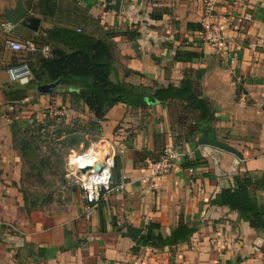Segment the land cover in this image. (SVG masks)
<instances>
[{"label":"crops","instance_id":"1","mask_svg":"<svg viewBox=\"0 0 264 264\" xmlns=\"http://www.w3.org/2000/svg\"><path fill=\"white\" fill-rule=\"evenodd\" d=\"M77 4L96 22L88 31L113 36L121 81L179 87L189 79L217 119L199 131L197 118L180 101L145 108L116 105L102 122L100 140L117 149L120 169L113 178L125 180L127 187L105 196L91 214L86 213L82 191L76 192L77 201L68 213L51 215L27 213L15 186L20 164L8 133L11 120L0 110V264H235L239 259V264H264V231L240 220L229 207L213 204L221 191L234 187L236 176L264 179V0L218 2V13L230 20L229 51L220 55L199 35L206 0ZM58 18L65 25L77 17L62 10L55 19H40V26L50 29L59 24ZM4 22L8 23L6 18L0 23L3 34ZM25 33L19 23L9 34L22 41ZM178 53L181 60H176ZM188 53L196 57L189 61ZM0 62L2 107L3 85L12 81L10 71L22 65H14L8 56L0 57ZM58 99L67 106L70 95L64 91ZM206 129H213L217 140L239 156L200 145ZM166 146L181 150L186 163L206 165L187 169L182 162L157 179L150 166ZM256 192L264 205V188ZM181 223L195 229L189 240L162 249L141 246L149 225H159L160 233L168 236Z\"/></svg>","mask_w":264,"mask_h":264},{"label":"trees","instance_id":"2","mask_svg":"<svg viewBox=\"0 0 264 264\" xmlns=\"http://www.w3.org/2000/svg\"><path fill=\"white\" fill-rule=\"evenodd\" d=\"M63 1L65 4L62 0H24L29 15L20 22V25L26 27L27 32L22 41L33 43L38 51H25L19 55L8 56L10 52H19L8 50L4 46L2 56L10 57L14 65H24L30 74V80L26 84L9 81L3 85L2 92L6 104L13 107L27 100L30 92L36 91L39 94L40 87L54 84L55 88L52 93L62 94L65 91L71 99L82 103L89 110L93 118L86 126V133L98 136L102 134V122L105 121L109 111L118 104H125L132 108H145L154 104L169 105L172 101H180L185 103L188 114L197 118L195 124L199 131L216 121L214 109L194 90L189 79H184L179 87L134 86L121 81L117 77L115 68L119 53L112 40L113 36L109 34L95 36L94 33L88 31L89 26H96L94 18L80 8L77 2ZM62 10L71 17H77L75 21L69 19L63 25V20L58 18L59 24L55 23L50 29L40 26L37 32L28 27L30 19L39 18L43 21L55 19L58 11ZM76 24L84 25L87 29L84 26L82 28L70 27ZM11 35L5 36L11 37ZM45 47L49 48L47 55L42 53ZM179 54L176 60L182 59L178 56ZM195 57L196 54H186V59L189 61ZM17 123L13 120V143L17 142ZM80 142L82 139L78 140V143ZM33 144L22 141L19 145L17 144V147L26 156L32 150ZM158 160L154 159L153 163ZM186 161H183L182 167L187 169L206 165V162L186 163ZM118 169H120L119 159L116 158L114 177ZM35 170L38 171L39 177H43L44 172L39 166ZM114 182L118 184L121 181ZM260 186L264 188V179L248 174L243 177L236 176L234 187L221 191L213 200V204L229 207L238 213L240 220L248 222L254 229L264 231V205L260 202L256 192ZM24 203L28 214L36 210L35 202L28 203L26 196ZM160 228L157 224L149 225L147 233L141 237V246L159 249L173 247L189 240L195 233L194 228L184 223H181L168 236H163ZM240 262L239 259L235 264Z\"/></svg>","mask_w":264,"mask_h":264},{"label":"rangeland","instance_id":"3","mask_svg":"<svg viewBox=\"0 0 264 264\" xmlns=\"http://www.w3.org/2000/svg\"><path fill=\"white\" fill-rule=\"evenodd\" d=\"M16 1L0 0V23L1 19L6 18L4 9L15 7ZM62 2L65 4V1L62 0ZM5 34L6 32L3 34L0 31V57L5 50L6 39H13L12 36H5ZM18 42L26 44L21 40ZM21 53L23 52H10L8 56ZM20 71L28 72L24 65ZM58 98V93L41 95L33 91L22 103L15 104L13 107L6 103L0 106V110H5V114L11 120L8 133L12 136V146L19 158L17 162L20 164V169L15 186L23 200L26 196L28 203L35 202L36 210L51 215L68 213L77 201L75 193L81 191L77 180L69 176V156L73 151L78 154L85 153L91 143L100 140V136L86 133V126L92 117L84 105L70 98L69 105L65 106L59 103ZM13 120L18 122L15 143H13ZM4 135L7 134L4 133ZM79 139H82V142L78 143ZM22 141L34 143L32 150L26 156L17 147V144L19 145ZM38 166L44 172L43 177H39L38 171L35 170Z\"/></svg>","mask_w":264,"mask_h":264},{"label":"built area","instance_id":"4","mask_svg":"<svg viewBox=\"0 0 264 264\" xmlns=\"http://www.w3.org/2000/svg\"><path fill=\"white\" fill-rule=\"evenodd\" d=\"M80 1V0H76ZM220 0H206L205 18L201 22L202 30L199 32L201 40L215 48L216 54H224L229 51V29L230 20L228 16L221 15L217 11V4ZM7 34L11 33L14 26L10 23L2 25ZM5 47L14 52H37V47L27 42L25 45L14 40H7ZM42 53L49 54V48L45 47ZM25 67V66H24ZM26 68V67H25ZM10 77L14 82L28 83L29 72L22 73L20 69L10 71ZM117 149L108 141L99 140L91 143L85 153L78 154L75 151L68 159L69 176L74 177L79 183L80 190L88 204L87 214L97 207L105 196L112 192H120L127 187L125 180L115 184L113 170L116 165ZM185 154L173 146H166L156 163L151 164L153 177L160 178L181 165ZM96 166L102 168L101 171ZM83 170H86L83 172Z\"/></svg>","mask_w":264,"mask_h":264},{"label":"water","instance_id":"5","mask_svg":"<svg viewBox=\"0 0 264 264\" xmlns=\"http://www.w3.org/2000/svg\"><path fill=\"white\" fill-rule=\"evenodd\" d=\"M118 6H119V2L117 3V6H115L116 10H118ZM4 14L6 17V21L8 23H10L11 25L16 26L29 15V11L25 7L24 0H17L14 8H11V9L5 8L4 9ZM40 25H41V20L39 18H33V19L29 20L28 27L31 30L37 32V31H39ZM54 88H55L54 84L46 85V86L40 87L38 89V92L41 95H47V94L52 93L54 91ZM199 144L216 147V148L222 149L226 152H229V153H232V154L239 156V153L235 149H233V148H231V147H229V146H227V145H225V144H223L217 140L215 131L213 129H206L203 131V136L200 138ZM96 169L98 171L102 170V168L100 166H96ZM85 171L86 170H83V172H85Z\"/></svg>","mask_w":264,"mask_h":264}]
</instances>
